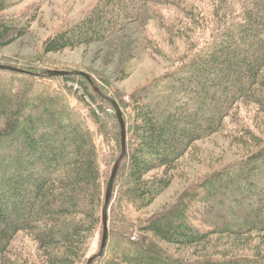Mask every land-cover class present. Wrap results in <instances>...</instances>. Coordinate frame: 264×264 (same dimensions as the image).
<instances>
[{
  "label": "trees",
  "instance_id": "1",
  "mask_svg": "<svg viewBox=\"0 0 264 264\" xmlns=\"http://www.w3.org/2000/svg\"><path fill=\"white\" fill-rule=\"evenodd\" d=\"M24 1L0 0V48L36 19L35 8L8 14ZM152 5L182 13L163 25L186 50L133 94L94 75H49L83 70L0 56L25 71L0 70V264H88L101 252L108 188L123 154L108 98L123 110L128 157L107 252L94 264H264V129L242 114L251 105L254 121L264 115V0H94L44 52L104 42ZM222 133L246 154L207 164L171 205L148 213L183 160Z\"/></svg>",
  "mask_w": 264,
  "mask_h": 264
},
{
  "label": "rangeland",
  "instance_id": "2",
  "mask_svg": "<svg viewBox=\"0 0 264 264\" xmlns=\"http://www.w3.org/2000/svg\"><path fill=\"white\" fill-rule=\"evenodd\" d=\"M94 0H25L8 12L13 17H22L35 8L36 19L28 32L7 47L0 48V56L14 61H42L46 65L66 69H79L106 80L114 89L133 94L149 81L172 69L175 61L186 50L182 41L171 38L164 28V20L181 15L177 8L152 5L143 18L124 32L104 42L67 50L60 54L46 55L45 42L66 26L78 20ZM72 102L77 104L75 98ZM95 108H97L95 106ZM256 107H243V117L249 125L264 129V115L256 118ZM243 119V120H244ZM258 123V124H257ZM233 125L231 128H236ZM246 154L241 144L233 142L226 133L200 142L186 157L173 186L150 209L155 214L171 205L185 190L189 181L206 169V165L218 159L235 161ZM31 244V242L28 240ZM226 240L222 241L225 244Z\"/></svg>",
  "mask_w": 264,
  "mask_h": 264
},
{
  "label": "water",
  "instance_id": "3",
  "mask_svg": "<svg viewBox=\"0 0 264 264\" xmlns=\"http://www.w3.org/2000/svg\"><path fill=\"white\" fill-rule=\"evenodd\" d=\"M0 70H7V71H13V72H25L23 70H20L14 66H8V65H3L0 64ZM50 76H57V77H61V76H70V75H76V76H82V77H86L89 80L93 81L92 76L88 73L85 72H81V71H74V72H61V71H50L49 72ZM97 91L100 92V89L97 87L96 88ZM109 101H111L114 106L116 107L117 111H118V115H119V119H120V123L122 126V135H123V154L120 158V160L118 161L111 182L109 184V188H108V193H107V200H106V205H105V209H104V226H105V234H104V240H103V244L101 247V252L99 254H97L96 256H94L91 260H89L88 264H94V262H96L97 260L103 258L106 255L107 252V248H108V244H109V234H110V213H111V208L113 205V200L115 197V186H116V181L118 179L119 176V171L121 170L122 167V163L125 160L126 157H128V129H127V123L125 120V116L123 113V110L120 106V104L113 100L112 98H108Z\"/></svg>",
  "mask_w": 264,
  "mask_h": 264
}]
</instances>
